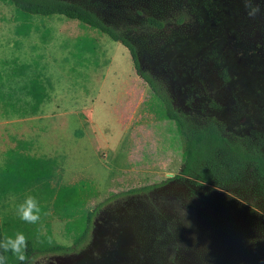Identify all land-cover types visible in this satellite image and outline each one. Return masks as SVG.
Instances as JSON below:
<instances>
[{
    "label": "rangeland",
    "instance_id": "obj_1",
    "mask_svg": "<svg viewBox=\"0 0 264 264\" xmlns=\"http://www.w3.org/2000/svg\"><path fill=\"white\" fill-rule=\"evenodd\" d=\"M69 1L127 36L179 111L216 117L228 135L264 144V0ZM19 22L14 5L0 1L4 241L18 232L37 241L50 228L67 247L34 251L25 264H264L257 179L247 172L216 186L175 177L182 148L145 108L150 87L120 41L63 15L33 16L27 34ZM81 38L95 49L80 50ZM82 178L99 189L87 209L118 195L74 245L52 203L61 185ZM144 185L151 188L125 193ZM29 194L45 207L35 224L16 211Z\"/></svg>",
    "mask_w": 264,
    "mask_h": 264
},
{
    "label": "trees",
    "instance_id": "obj_2",
    "mask_svg": "<svg viewBox=\"0 0 264 264\" xmlns=\"http://www.w3.org/2000/svg\"><path fill=\"white\" fill-rule=\"evenodd\" d=\"M0 1L14 5L16 18L20 20L17 25L19 33L27 34L30 31L33 16L63 15L120 41L129 50L136 73L150 87V96L145 100V108L157 119L166 120L165 129L171 131L172 140H177L176 146L182 148L183 163L176 177H190L199 183L226 186L240 182L247 172H250L264 193V144L249 137L228 135L216 117L190 115L179 111L166 83L141 67L136 45L94 11L69 0ZM149 20L156 25H162L154 18ZM77 46L80 50L91 51L95 49L96 44H87L86 40L81 38ZM150 188L151 185H144L130 188L125 193H136ZM98 195V187L87 178L61 185L55 193L53 213L65 221V230L72 236L74 245H81L87 239L98 207L118 194L107 197L94 209H87L88 200ZM0 241H4L1 222ZM24 249L26 260L20 261L19 264H25L34 251H56L67 247L55 242L48 228L37 241L25 240ZM0 255L5 257L4 264H12L7 250L0 248Z\"/></svg>",
    "mask_w": 264,
    "mask_h": 264
},
{
    "label": "clouds",
    "instance_id": "obj_3",
    "mask_svg": "<svg viewBox=\"0 0 264 264\" xmlns=\"http://www.w3.org/2000/svg\"><path fill=\"white\" fill-rule=\"evenodd\" d=\"M17 214L20 219L28 223L35 224L40 219L41 216L46 214L34 195H26L21 203L16 207ZM185 211V209H184ZM190 224V221L187 225ZM25 247V236L22 232H18L15 238H7L5 241H0V248L7 250L11 249L19 261L23 262L26 260L25 252L23 251ZM5 257L0 255V264H4Z\"/></svg>",
    "mask_w": 264,
    "mask_h": 264
},
{
    "label": "flooded vegetation",
    "instance_id": "obj_4",
    "mask_svg": "<svg viewBox=\"0 0 264 264\" xmlns=\"http://www.w3.org/2000/svg\"><path fill=\"white\" fill-rule=\"evenodd\" d=\"M177 175V174H176ZM176 175H175V177H176ZM176 178H180V177H176Z\"/></svg>",
    "mask_w": 264,
    "mask_h": 264
},
{
    "label": "water",
    "instance_id": "obj_5",
    "mask_svg": "<svg viewBox=\"0 0 264 264\" xmlns=\"http://www.w3.org/2000/svg\"><path fill=\"white\" fill-rule=\"evenodd\" d=\"M170 175H172V174H170Z\"/></svg>",
    "mask_w": 264,
    "mask_h": 264
}]
</instances>
